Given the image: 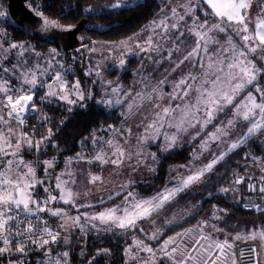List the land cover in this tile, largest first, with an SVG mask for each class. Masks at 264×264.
<instances>
[{"label": "rangeland", "instance_id": "374dc122", "mask_svg": "<svg viewBox=\"0 0 264 264\" xmlns=\"http://www.w3.org/2000/svg\"><path fill=\"white\" fill-rule=\"evenodd\" d=\"M190 1L193 3L192 7L191 3H189ZM190 1L176 3V5L187 7V11L184 15V21L186 23L190 21L199 22V16H195L192 13V9H196V5H194L192 0ZM115 4H117V0H95L85 6L84 9L85 12L89 14L106 13L115 9H120L121 6L113 7ZM260 5L264 9V0ZM189 7L192 9H189ZM163 12L164 11L160 14H163ZM262 15L260 14L259 16ZM263 17L264 16H262V19L264 20ZM142 28L138 32L142 31L140 36L143 37L146 42L150 37V30L147 29L146 33H143ZM8 32H10V30L0 24V148L8 153V155H4L3 152H0V160H2L0 163H4L3 166L0 167V173H5L8 178L16 180L28 171L26 167L20 164V161L22 160L25 164L31 165L35 172V180L39 181V183H37L34 188H29L27 191L35 201L42 199V202L46 203L44 215L48 219H56L59 224V230L73 224V220L77 217H79L78 223H80L90 221L91 217L107 209H112L117 206L123 208L125 206L123 204L124 198L129 192L134 193L135 197L138 199L149 200L156 197L157 194L176 188L183 180L187 179L188 176L194 175L206 167V165H204L206 163L204 156L201 160L194 158V162L191 163L192 165L184 163L185 165H178L174 167V169H171L166 176V181L158 188L153 191L143 192V194L138 192L141 191L142 187L140 186L148 187L153 183L160 156H167L176 150L172 149L173 146H171L172 150H170V152L166 151L168 149V142L163 133L167 132L170 135V130H168L167 126L160 129L162 143L159 146H152V143L157 140L155 139L156 133L153 129H148L144 122H141V113L150 112L149 103L152 102L154 94L152 95V99L148 100L142 108L138 107L132 113L129 112V119L123 122L121 118L123 117L122 115L129 111L128 106L130 104L139 103L141 99L140 96L144 93V89L138 96V93H132L122 82L108 87L110 83L117 81V78L112 79V77H110L111 74L107 71L118 70L119 72H123L130 66L131 59L138 60L139 64L140 58L137 59L132 57L135 55V41L133 39L126 41L129 37L135 35L136 32L125 39L117 41L95 39L80 47L83 49L82 54L86 53L83 62L88 66L89 71L87 74H91L94 83L104 88L102 96L98 99L97 103L108 110V112L116 114L121 120L118 127L112 129V131L110 130L109 137L103 144L104 151H100L97 154L103 155L109 162L103 163L100 160H96L88 150L90 141H97V134L92 137L94 138L93 140L86 138L81 141V148L73 159L63 161L60 164L48 161L51 163V167H48L46 162L41 164L43 172L38 175V166L36 167L38 162L36 158L25 156V154H29L32 148L38 152L40 144L38 140H33L31 136L24 133L21 129L26 125V120L29 115L32 112L36 113L38 111L36 109L33 89L38 87L39 83H41L43 90H47L44 95V101L50 102L55 100L66 105L70 109L83 106L85 100L90 99L93 89L89 90L90 94L85 95L79 86L78 93L82 94L84 97L83 99H79L77 90L73 88L75 84L66 85V82L63 81L64 91L61 92V82H57V75L48 79L47 74L44 72L46 65L48 67L47 61L38 54L31 52V48L28 46L11 48L10 45L16 43L13 41L6 43L7 40H10L7 34ZM144 44L148 45L147 43ZM239 47H245V45ZM252 53L256 55V52ZM121 60L124 61L123 66L120 64ZM147 63H149V60ZM14 65L15 68L13 67ZM5 68L9 69V71L5 72ZM25 71L29 72V78H31L32 72L36 73L37 85L35 88L29 84L23 83L24 77L22 73ZM134 72L135 77H137L136 71ZM137 72L139 71L137 70ZM132 79L134 83L135 78L133 77ZM49 85L52 86L51 89ZM113 89H117V91L113 92ZM50 90L56 92V95H47ZM19 93L21 94L16 98L31 94L32 100L29 104L34 105V108L31 106L28 107L23 114L20 115V119H17L14 114V117L9 115L11 105L7 97ZM65 94L68 96L69 100L76 101V103H68L66 100L60 98L61 95ZM117 100L120 101L119 104L116 103ZM108 102H111V104ZM11 119L14 121H11ZM21 120L24 122L21 123ZM124 136L126 137L124 138ZM255 136L258 137L259 140L258 145L260 152L249 151L255 155V158L245 167V174H238V176H247L253 180L263 179L264 181V128L258 130ZM5 140H7L11 146L5 143ZM29 141L31 142V146H29ZM108 141H112L113 145L118 146L125 153L123 162L120 166L111 163V160L117 159V157L113 155L116 148L109 146ZM17 142L21 145L18 150L15 147ZM197 144L198 143H194L191 145L190 153L192 152V148L196 149ZM13 152L17 154L12 155ZM87 158L88 162L86 160ZM154 160L157 163L155 167L153 166ZM8 161H12L11 166H9ZM89 161H91V163H89ZM196 161L199 163L196 164ZM209 173L211 172L203 173L198 182L190 184L179 193H185V191L190 190L188 189L190 187L191 189L200 187L202 185V180H204L205 176ZM92 176H99L101 179L92 183L90 182ZM57 177H59L61 181L67 182L63 184L62 187L74 194L72 202L65 203L63 199H60L61 191L57 188ZM236 177L227 191H221L222 195L230 196L226 201L232 203H237L242 199V195L239 192V187H242V185L236 183ZM256 177L258 178L256 179ZM2 179L3 178H0V180ZM135 186H139L140 188L134 189L133 187ZM45 189H49V192H46ZM3 191V185L0 184V194H3ZM8 191L11 192L13 196L16 195L14 189L11 187L8 188ZM197 192H203V188L197 189ZM179 193L165 203L162 208L152 213L150 217L139 220L134 228L121 229L115 225L108 227L111 232L117 235L113 236L112 234L106 233V236L112 237L115 240L119 237L124 239L119 240L123 247L124 262L126 264H156V262L160 264L157 255L164 252L161 249L165 241L169 240L170 237H176L177 242L179 239L177 233H182L185 230V228L181 230V226L195 217L196 220H194L193 225L199 228L195 226L192 227L205 234L213 236L216 234L217 241L223 242L227 240L233 245L229 257L226 259V264H231V256L233 254L236 257V264H241V250L246 248H248V250L245 252L250 256L248 261H250L251 264H264V239L259 235H257L255 239L248 238L253 233L264 232V215L261 214V216L250 218L237 216V219L234 220L230 217L236 215V213L230 209H223V207H220V205L216 203H211L210 206L204 208L203 200L196 199L193 195L189 197H178ZM50 195L56 196L57 199L50 200ZM253 195L257 196L258 193ZM33 205L35 204L30 203L29 207L32 208ZM13 207L15 206H12V208ZM53 211H59L61 214L52 215L51 213ZM117 214L122 215L123 213ZM90 225L95 226L96 224L90 223ZM201 225L203 226L201 227ZM213 226H215V228ZM77 229H79L78 233L80 230H86L83 227L71 225L67 235H71L73 238L76 237L74 231ZM120 229L123 231V235L119 232ZM215 229H221V231H216ZM85 232L90 234L89 237L93 234H97L89 230ZM237 235L241 236V239H234ZM153 236H155V238H153ZM71 243H76V241L73 240ZM171 245L173 246L174 244H169L166 249L171 248ZM146 247L151 248L153 251L151 253L145 251L144 249ZM23 254L24 253L19 251H10L9 256L8 254H2L0 258H3V261L0 262V264H26L21 257L20 260H12V257L14 258L15 255L22 256ZM223 260H225V258Z\"/></svg>", "mask_w": 264, "mask_h": 264}, {"label": "trees", "instance_id": "16d2710c", "mask_svg": "<svg viewBox=\"0 0 264 264\" xmlns=\"http://www.w3.org/2000/svg\"><path fill=\"white\" fill-rule=\"evenodd\" d=\"M93 1L95 0H29L26 6L36 15L39 12L42 16H46L64 26L76 25L82 20H88L93 24L98 23L104 27L119 24L118 27L102 35L83 30L81 38L86 45L89 41L95 39L117 41L133 35L150 21L166 3V0H136L133 4L117 10L89 14L85 12L84 7ZM7 2L8 0H0V10L6 13L4 17H0V24L10 30L7 33L10 40H7L6 43L13 41L18 45L28 46L31 48V52L46 60L48 67L46 65L44 72L47 74L48 79H51L54 75H59L62 77V82H66V85L78 82L85 95L90 94L89 90L93 89L90 99H86L83 106L73 109L55 100L44 101L47 90H43L41 83L33 89L38 111L29 115L26 125L21 129L33 140H38L40 144L38 152L32 148L29 154H25V156L36 158L38 162L36 164V167L38 166L37 173L40 175L43 172L41 164L48 161L60 164L63 161L73 159L81 148V141L86 138L93 140L92 137L98 134L97 141H90L88 144L90 152L97 150L104 139L109 136L110 130L112 131V129L118 127L121 120L116 114L108 112L97 103L104 88L94 83L91 74H87L89 70L83 62L86 54H82L83 49L63 52L58 45L52 42L32 40L29 35L22 32L11 21L7 12ZM51 49H55V52H51ZM137 65L138 60L131 59L130 66L125 71H107L111 74L112 79L117 78V81L110 83L108 87L120 82L129 87ZM20 94L12 97L15 99ZM11 121L14 120L11 119ZM49 132H51V135ZM190 149L187 147L177 149L167 156H160L153 183L149 187H142L141 191H153L161 186L166 181V176L171 169L190 160ZM248 165L244 151L231 154L226 160L220 162L213 172L205 176L200 187L190 188L185 193L182 192L180 197L193 195L196 199L203 200L204 208L210 206L211 203H216L223 209L234 211L236 215L230 217L234 220L237 219V216L246 218L261 216L241 210L242 203L261 199L258 196L246 193L243 187H239L242 199L237 203L226 201L230 196L221 194V191L228 189L233 184V180L238 174H245V167ZM200 188H203V192H197V189ZM49 220L55 223L53 219L50 218ZM194 220H196V217L183 224L181 230L187 226H195L193 225ZM114 240V238L106 235L93 234L88 238L86 246H83L82 243H68L62 248L64 251L59 250V255L57 253H44L39 249H28L23 252L22 256L15 255V259L12 257V260H20L21 257L26 264H57V261H59V264H126L122 244L119 239ZM59 246L61 247V244L52 246V248ZM52 248H50L51 251ZM64 253H67V255L65 256ZM35 258H39L40 262L37 263ZM2 261L3 258H0V262Z\"/></svg>", "mask_w": 264, "mask_h": 264}, {"label": "crops", "instance_id": "0c3cea01", "mask_svg": "<svg viewBox=\"0 0 264 264\" xmlns=\"http://www.w3.org/2000/svg\"><path fill=\"white\" fill-rule=\"evenodd\" d=\"M135 1L136 0H117V3H119L121 7H124L133 4ZM187 1L190 0H166V3H164V6L162 7L166 10L161 8L156 13L154 18L142 28L143 33H146L147 29L150 30V37L152 40L151 46L144 44L146 43L145 39L140 36L142 31L137 32L135 35L126 39V41H129V39H133L135 41V55L132 57L137 59L140 58L139 64L135 70L137 77H135V72L133 76L135 78V82L133 83L132 81L131 85L126 88L130 89L132 93L136 94L140 92L142 93L144 89L142 96L145 97L149 94H151V96L154 94L152 102L149 103L150 112H142L140 115L141 122H144L145 125H148L154 121L155 113L160 111V108H158L157 105L162 107H169L170 105L172 108H176L179 105L182 108L185 104L196 103V97L198 93L194 90H190V95L184 100L176 99L170 101V94L173 93L174 86L179 82L180 79L186 76L197 77V80L195 81L191 79L186 81L187 84H192L195 88L199 87V81L201 80L208 79L211 81L215 80L217 75L223 77L228 71H232L234 73L238 72L239 69L229 70L227 68V64L234 63L236 55H238L240 52H244L247 60H251L252 64L255 65V68L259 69L260 71L257 74L256 80L253 81L252 84L244 87L239 95L235 97L231 105H227L223 111L216 112L215 119H213L211 123L204 126L203 130H201L200 124L197 123L196 120L192 121L193 124H196V127H187V125H185L187 127V131L184 132H177L175 127H168L167 123H165V126H167L168 130H170V135L175 134L177 137L176 142L172 145L175 148L172 147V149L177 150L186 147L191 148L192 144L198 143L196 149L192 148V152L190 153L191 161L189 160L187 162L189 165H192L191 163L194 162V158L201 160L205 157L204 159L206 163L204 165L206 166L212 163L213 160H216V163L213 165L212 169L207 171L212 172L220 162L224 161L229 155L239 151H244L246 153L247 162L250 163L255 158V155L249 151L260 152L258 145L259 140L258 137L255 136L256 132L250 136L246 134L248 128L252 126L254 122H260L264 124V118L260 116L259 110L256 109L255 115H250L249 119L245 120L243 118L244 109L241 108L239 110V114H237L236 106L246 103V98L248 97L249 93H251L256 98L257 103L264 102L262 101V93L257 91V88L264 90V51L258 48L255 55L254 53L249 52L247 47L239 46H244L246 43L242 39L244 35H249L251 37L249 41H247L249 47L259 45V40L256 39L255 36L257 31L256 25L260 20H263L262 16H264V9L260 5L263 0H249V7L247 9L241 10V14L245 16V23L248 26V32H240L239 34H237V31L242 27V25L235 22H228L226 19L222 21L219 17L213 14L212 9L208 7V5L203 3V0H192L194 5H196V9H192L191 7L193 3L191 1L189 2L191 3V7H189V9H192V13L195 16H199L200 20L199 22L190 21L186 23L184 21V15L187 11V7L183 5H181V7L178 4L176 5V3H184ZM222 2H226V0H222ZM172 9H175V14H173ZM162 11H164L163 14H160ZM260 14L262 16H259ZM181 16H183V19H180ZM205 20H207L208 23L203 28L199 27V25L204 24ZM161 21H164L168 25L167 29H165V27L161 24ZM229 23H231V26H229ZM172 24H175L176 28L173 29L171 27ZM214 24H220L225 28V31L219 32L214 30L208 32L209 27ZM197 32H208V35L214 37L215 41L217 42L206 44L204 40H200L199 36L196 35ZM181 33H183V35H181ZM198 40H200L201 47L197 49L195 59L185 60L179 68H176V64L183 60L185 56H187L194 48H196ZM229 41H231V43H229ZM141 47H151V50L141 51ZM205 48H207V51H205ZM225 48L228 49L227 52L223 51ZM240 58L244 59V57ZM148 60L149 63H147ZM221 60L224 61L223 64L219 63ZM209 64H213L215 67L223 69V72L217 73L214 70H208L209 75L205 76V71L207 70V66ZM174 68L176 69L175 71H173ZM137 70L139 72H137ZM162 81H164V83H161ZM232 83L234 84L235 81H232ZM220 86L225 90H228L227 83H223ZM205 87H211V84H206ZM154 89L156 91H154ZM158 93L161 94L162 98H158ZM181 94V92H177V95ZM147 102V99H140L139 103H136V105L142 108ZM201 108H203V106H201ZM129 114L130 113L128 111L122 115L123 117L121 118L123 122L129 119ZM174 115L178 117L179 112L175 113ZM196 116L200 119L201 123L203 122V119L206 118L203 110L197 111ZM165 119L166 121L168 120L167 117ZM230 120L232 121L231 125L228 123ZM218 128L222 129L223 132H226L227 134L224 135L217 133ZM211 134H217L218 138L213 139ZM160 135L155 136V139L157 140L152 143V146H159L162 143ZM108 137H106V139H108ZM125 137L126 136H124V138ZM106 139H104L103 143L97 150L91 151L92 157L95 158L100 151H104L103 144ZM251 141L254 142L252 143ZM234 143H237L238 147L233 149L231 148V145ZM168 149L166 150L168 152L172 150L171 147H168ZM86 160L88 162V158ZM198 163L199 162L196 161V164ZM3 164L4 163H0V167L3 166ZM156 165L157 163L154 160L153 166L155 167ZM205 173L206 172H204V174ZM257 178L258 177H256V179ZM140 187L135 186L133 188L137 189ZM138 192L143 194V191ZM180 196L181 194L179 193L178 197ZM260 197L261 199H264V195ZM53 220L59 227L57 220ZM90 223L96 225H92L94 226L92 227ZM71 225L68 227H63L60 230L67 234ZM75 225L80 226L81 228L83 227L86 230L96 232L97 234L106 235V233H108L112 234L113 236L117 235L116 233L111 232V230L108 228L113 225L101 224L99 220L94 221L93 219H90V221L80 222ZM119 232H121L122 235L124 234L121 229ZM211 236L214 240L217 239L216 234L215 236ZM118 239L124 240L122 237H119ZM60 244L61 247H59L61 249L59 247L52 248L47 246L38 249L44 253L58 254L59 250L64 251L62 248H64V245L68 243L62 241ZM50 248H52V251ZM247 250L248 248L241 250V253H243V256H240L242 261L241 264H251V262L248 261L250 256H248V254L245 252Z\"/></svg>", "mask_w": 264, "mask_h": 264}, {"label": "snow or ice", "instance_id": "6c2138e0", "mask_svg": "<svg viewBox=\"0 0 264 264\" xmlns=\"http://www.w3.org/2000/svg\"><path fill=\"white\" fill-rule=\"evenodd\" d=\"M203 3L208 5L212 9V12L215 16L219 17L222 21L227 20L228 22H235L237 24L242 25L240 29H238L237 34L240 32H248V26L245 23V16L241 14L242 9H247L249 7V0H226V2H222V0H203ZM120 4L117 3L113 5V7H119ZM87 11V10H86ZM173 14H175V9H172ZM6 13L3 10H0V17H4ZM37 15L41 16L43 20L42 29L47 30L49 28H61V26L58 23L52 22L48 20L46 17H43L41 13L37 12ZM180 19H183V16L180 17ZM208 23L207 20L204 21V24L199 25V27L203 28ZM161 24L165 27V29L168 28V25L161 21ZM229 26H231V23H229ZM171 27L174 29L176 28L175 24H172ZM257 31L255 38L259 40V45H255L253 47H249L247 44V41L251 38L249 35H244L242 39L246 42L245 47L248 48L249 52H256L259 48L260 50L264 51V20H260L256 25ZM62 31H71V26L68 28L61 29ZM219 31L224 32L225 28L222 27L220 24H214L211 25L208 29V32L211 31ZM208 32L200 33L197 32L196 35L199 36L200 40H204L206 44L217 42L215 41L214 37L209 36ZM183 35V33H181ZM200 40L197 41L196 48H194L187 56L184 57L183 60L179 61V63L176 64V68H179L181 64L184 63L185 60H194L197 54V49L201 47ZM146 43L151 46L152 40L151 37L148 38ZM231 43V41H229ZM139 46V45H138ZM11 48H17V47H23V45L18 44H12L10 45ZM141 51H149L151 50V47L149 48H143L141 47ZM51 52H55V49H51ZM205 51H207V48H205ZM224 52H227L228 49H223ZM22 55V53H21ZM240 57H244V59H241ZM220 64H223L224 61H219ZM121 66H123L124 61H120ZM15 68V65L13 66ZM227 68L229 70L232 69H239L238 72H232L228 71L224 74L223 77L220 75L216 76L215 80L209 81L208 79H204L199 81V87H195L192 84H187L186 81L191 80H197V77L194 76H186L179 80V82L174 86L173 93L170 94V101L171 100H184L186 97L190 95V90H194L198 93L196 97V103L195 104H185L182 108L178 105L176 108H172L170 105L169 107H162L157 105L158 108H160V111H157L155 113V119L152 123L147 125L148 129H153L156 135H160V129L165 126V123H167L168 127H175L177 132H184L187 131V127H196V124H193L192 121L196 120L197 123L200 124L201 130H203V127L207 124L211 123L213 119H215V113L219 111H223L224 108L227 105H231L233 103V100L236 96L239 95L241 90L246 87L249 84H252L253 81L256 80L257 74L259 73V69L255 68V65L252 64L251 60H247V57L244 52H240L235 57L234 63H228ZM176 69L174 68L173 71ZM208 70H214L215 72H223V69L215 67L213 64H209L207 66V70L205 71V76L209 75ZM5 72H8L9 69L5 68ZM24 80V84H29L33 88L37 85L36 80V73H31V78H29V72L25 71L22 73ZM57 82H61V92L64 91V84L62 83V77L57 75L56 76ZM232 81H235L233 84ZM161 83H164L162 81ZM211 84V87H205L206 84ZM223 83H227L228 90H225L220 85ZM183 86V87H182ZM51 85H49V88L51 89ZM73 88L77 90V94L79 95V99H83V95L78 93L79 89V83L77 82L75 85H73ZM30 91V90H29ZM117 89H113V92H116ZM154 91H156L154 89ZM258 92L262 93V101H264V90L257 88ZM177 92H181V95H177ZM49 96L56 95V92L49 91L47 93ZM140 95L139 93L137 94ZM61 99L66 100L68 103H76V101L69 100L68 96L61 95ZM141 100L147 99L151 100L152 96L151 94L145 96H140ZM158 98H162L161 94L158 93ZM9 104L11 105L9 115H15L17 119H20L21 113H23L28 107H33L34 105H30L29 102L32 100V95H22L19 98H13L12 96L7 97ZM111 104V102H108ZM117 104L120 103L119 100L116 101ZM203 106V108H201ZM129 112L132 113L134 110H136L139 106L136 104H130L129 106ZM237 114H239V110L241 108L244 109L243 111V118L245 120H248L250 115H255V110L258 109L260 116L264 118V102L257 103L256 98L249 93L248 97L246 98V103L242 105H237ZM204 111L205 119H203V122H200V119L196 116L197 111ZM179 112V116H175L174 114ZM168 118L166 121L165 118ZM23 121L21 120V123ZM229 125L232 124V121L230 120ZM187 125V127L185 126ZM261 128H264V124L260 122H254L251 127L248 128L247 134L248 136L254 134ZM217 133L226 135V132H223L222 129L218 128ZM51 135V132H49ZM199 134V133H197ZM165 139L168 141V147H171L176 142V135L171 134L169 135L167 132L163 133ZM213 139H217V134H211ZM243 142V141H241ZM5 143H8L9 146L11 144L5 140ZM29 146H31V142L29 141ZM109 146L115 147L116 151L113 153L114 156L117 157V159L111 160V163L120 166V164L123 162L125 153L123 150H121L118 146L113 145L112 141H108ZM16 149L18 150L21 145L19 142L16 144ZM38 147V145H37ZM238 147L237 143H234L231 145V148ZM0 152H3L4 155H8L4 149L0 148ZM16 152H13L12 155H16ZM96 160H100L103 163L109 162L105 159L103 155H97L95 157ZM219 159V158H218ZM91 163V161H89ZM216 163V160H213L212 163L208 164L205 168L201 169L199 172L195 173L194 175L188 176L187 179L183 180V182L177 186L174 189L166 190L164 193L157 194L156 197H153L149 200L144 199H138L135 197L134 193L129 192L128 195L124 198L123 204L125 205L123 208L120 206H117L112 209H107L104 212L98 213L97 215L91 217L93 220H99L101 224H110L115 225L118 228L121 229H129L134 228L137 225V222L142 219H147L152 215V213L156 212L160 208L164 206L165 203H167L169 200L174 198L177 193L180 191H183L184 188L188 187L190 184L196 183L200 180L201 176L204 172L210 171L213 167V165ZM9 166H11L12 161H8ZM20 164H22L24 167L28 169L27 173H25L23 176L19 177V179L12 180L11 178H8L5 173H0V178H3L0 180V184L3 185L4 191L3 194H0V208L3 210L0 211V231H2L5 228V225L8 223V220L15 219L13 216H8V212L11 211L12 206H15L16 209H20L21 206L23 207V211L28 214H32V209L29 207V204H37L38 202L32 199L30 193L27 191L29 188H34L39 181L35 180V172L34 169L31 167V165L25 164L22 160L20 161ZM48 167H51L50 162H46ZM101 178L99 176H92L90 182L95 183L96 181L100 180ZM57 188L61 191L60 199H63L65 203H70L73 200L74 194L62 187L63 184H66V181H61L59 177H57ZM237 183L240 182L238 179L236 181ZM23 185V186H22ZM11 187L14 189L16 195L13 196L11 192L8 191V188ZM126 187V186H124ZM46 192H49V189H45ZM224 191H227V189H224ZM261 192H264V187L260 189ZM56 196L50 195V200H56ZM46 209L43 207H38V211H45ZM123 213L122 215H118L117 213ZM52 215H60L61 213L59 211H53L51 213ZM7 216V219L4 217ZM79 222V217L75 218L73 220V224H77ZM28 227L27 231L31 235H35L34 228L37 226L32 222L28 221ZM44 223V227L40 229L43 233H46L48 236L52 237V241L55 242L57 236L50 232L47 227V223ZM203 225H201L202 227ZM63 227V225H62ZM215 228V226H213ZM216 231H221V229H215ZM191 230H185L183 233H177V237L183 239L185 236H188L190 234ZM18 235L22 236V233H18ZM259 235L262 239H264V232L262 233H253L250 237V239H255L256 236ZM155 238V236H153ZM234 239L239 240L241 239V236L237 235L234 237ZM206 241L207 247H205L204 244L201 243V241ZM5 244H8L9 241L7 238L4 240ZM33 243H41V245L48 244L49 241L47 239H44L42 242L33 240ZM169 244H176V237H170L169 240L165 241L163 248L161 249L164 251V249L167 248ZM233 245L229 243L227 240L221 242L216 240H211L209 242L208 236H201L199 239L194 240L192 245L190 246L191 249H194L197 254L201 257L200 264H226V259L229 257L230 250L232 249ZM7 249H0V253L6 251ZM145 251L152 252L153 250L151 248H145ZM219 254L213 258L212 252L217 251ZM17 251L23 253L25 251L24 244H21ZM179 254L180 259L176 258V255ZM225 257V260L221 259V255ZM66 256L67 253H64ZM164 255L168 256L169 259L173 260L174 264H187L188 261L195 262L197 260V256L192 255V252L188 250L187 248H181L179 244H177L175 247H172L170 251H164ZM243 256V253H241V257ZM207 257V258H203ZM57 264H59V261H57ZM231 264H236V257L233 254L231 256Z\"/></svg>", "mask_w": 264, "mask_h": 264}, {"label": "built area", "instance_id": "2783aa9c", "mask_svg": "<svg viewBox=\"0 0 264 264\" xmlns=\"http://www.w3.org/2000/svg\"><path fill=\"white\" fill-rule=\"evenodd\" d=\"M23 113H21L22 115ZM13 116V115H12ZM14 117V116H13ZM16 118V116H15ZM14 119V118H13ZM25 119V118H24ZM24 122V121H23ZM236 181L239 179L240 182L237 183L238 185H242V187L245 189L246 193L248 194H256L258 193V197L264 195V192H261L260 189L264 187V181L263 179L259 180H253L250 177L245 176H237ZM252 194V195H253ZM261 198V197H260ZM37 204L32 206V214L25 213L22 208L16 209L12 208L11 211L8 212V216H13L15 219L8 220V223L5 225V228L0 231V249H7L6 251L0 253V255L5 254L9 256L10 251H17V248L24 244L25 250L31 249L35 250L42 247H51L60 244V242L65 241L66 243H71L73 240L76 241V243H82L83 246H86L87 240L89 238V233L80 230L78 233L77 229L74 231V234L76 237H72L71 235H67L63 232H61L57 226V224L51 222L41 211H38V207L45 206V202H42V199L37 200ZM3 209H0L2 211ZM241 210L250 213V214H256V215H264V199H260L259 201H252V202H244L241 205ZM7 219V216L4 217ZM32 221L37 227L34 228L35 235H31L26 229L28 227V221ZM43 222L47 223L48 230L55 234L57 236L56 241H52V237L48 236L46 233H43L40 231L45 225ZM185 230H191L190 234L188 236H185L183 239L179 238L176 244H174L172 247H175L177 244L180 245L181 248H187L192 252V255L197 256V260L195 262L188 261L187 264H200L201 257L197 254V252L194 249H191L190 246L194 242V240L199 239L202 235L209 237V242L211 240H214L211 235L202 233L195 229L192 226H187ZM185 230L183 232H185ZM182 232V233H183ZM18 233H22L21 235H18ZM5 238L8 239L9 243L5 244L4 240ZM44 239H47L49 241L48 244L41 245V243H33V240L42 242ZM202 244L207 247L206 241H201ZM171 247V248H172ZM171 248H169L166 251H170ZM219 254L218 250L212 252V257L215 258ZM221 259L223 260L225 257H223L222 254ZM177 259H180L179 254L176 255ZM207 258V257H203ZM157 259L160 264H174L173 260L169 259L168 256L164 255V252L160 255H157ZM35 261L37 263L40 262L39 258H35Z\"/></svg>", "mask_w": 264, "mask_h": 264}, {"label": "water", "instance_id": "95a60500", "mask_svg": "<svg viewBox=\"0 0 264 264\" xmlns=\"http://www.w3.org/2000/svg\"><path fill=\"white\" fill-rule=\"evenodd\" d=\"M28 1L29 0H8L7 12L11 21L22 32L29 35L32 40L52 42L58 45L63 52L78 49L84 44L80 36L83 30L102 35L119 26V24H113L104 27L98 23L93 24L88 20H82L76 25H71V31H62L61 29L68 28L69 26H64L46 16H43L61 26L59 29L49 28L47 30H43V20L41 16L36 15L26 6Z\"/></svg>", "mask_w": 264, "mask_h": 264}, {"label": "bare ground", "instance_id": "6f19581e", "mask_svg": "<svg viewBox=\"0 0 264 264\" xmlns=\"http://www.w3.org/2000/svg\"><path fill=\"white\" fill-rule=\"evenodd\" d=\"M86 231V230H85ZM52 247V246H51Z\"/></svg>", "mask_w": 264, "mask_h": 264}]
</instances>
